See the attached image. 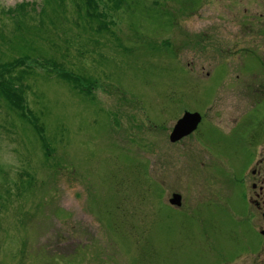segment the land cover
Instances as JSON below:
<instances>
[{"label":"rangeland","instance_id":"374dc122","mask_svg":"<svg viewBox=\"0 0 264 264\" xmlns=\"http://www.w3.org/2000/svg\"><path fill=\"white\" fill-rule=\"evenodd\" d=\"M263 17L264 0H0V264H242ZM184 111L201 122L171 142Z\"/></svg>","mask_w":264,"mask_h":264},{"label":"flooded vegetation","instance_id":"af4514ba","mask_svg":"<svg viewBox=\"0 0 264 264\" xmlns=\"http://www.w3.org/2000/svg\"><path fill=\"white\" fill-rule=\"evenodd\" d=\"M262 23L263 26L261 33L264 38V17L262 18ZM250 25H252V22H250ZM251 41L253 42L254 39ZM247 53H250L247 55H250L251 59L255 62V65L252 64L253 68L258 64L257 67L258 70H260V78H263L262 81H257L256 83L252 81L247 87V92L251 90V94L260 95V97L256 99L257 101L252 98V105L250 108L253 109L259 102H261L262 105L264 104V43L261 50L258 49V51H255L252 49L251 51L248 50ZM253 84H255V86H253ZM262 116V120H260L256 126H249L247 130L248 136L246 138L252 153V162L249 163L247 168L250 176L251 190L247 196V206H249L248 210L250 216L247 223L249 229L255 234H258L256 235L259 239L255 242L257 247L250 250L245 257L246 259H241L243 257H237L240 258L239 263L242 264H246L247 262L248 264H264V114ZM252 244L253 243L250 244L251 247ZM255 254L256 256L249 260L248 257L250 255L254 256Z\"/></svg>","mask_w":264,"mask_h":264},{"label":"water","instance_id":"95a60500","mask_svg":"<svg viewBox=\"0 0 264 264\" xmlns=\"http://www.w3.org/2000/svg\"><path fill=\"white\" fill-rule=\"evenodd\" d=\"M200 121V115L197 112L185 111L183 115L175 122L169 134L171 142L177 141L185 135L191 133ZM169 203L178 206L180 204V195L172 193Z\"/></svg>","mask_w":264,"mask_h":264}]
</instances>
